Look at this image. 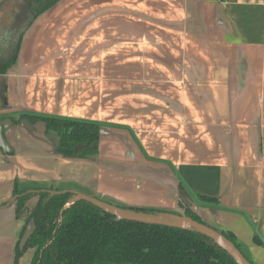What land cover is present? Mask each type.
<instances>
[{
	"label": "crops",
	"instance_id": "1",
	"mask_svg": "<svg viewBox=\"0 0 264 264\" xmlns=\"http://www.w3.org/2000/svg\"><path fill=\"white\" fill-rule=\"evenodd\" d=\"M92 1L36 17L0 76V264L23 228L14 188L181 210L179 185L264 264V0ZM22 8L0 0V39ZM28 117L98 124L96 156L62 157Z\"/></svg>",
	"mask_w": 264,
	"mask_h": 264
},
{
	"label": "trees",
	"instance_id": "2",
	"mask_svg": "<svg viewBox=\"0 0 264 264\" xmlns=\"http://www.w3.org/2000/svg\"><path fill=\"white\" fill-rule=\"evenodd\" d=\"M20 1L24 13L19 19V27L27 26L13 36L0 39V76L15 63L23 31L36 17L60 0ZM28 119L42 120L47 133L57 134L59 144L55 150L62 157L96 156L98 124L66 118ZM76 146H80L77 151ZM178 191L182 213L177 215L203 224L195 212L193 198L181 185ZM73 195L70 191L52 188H14L12 204L16 218L23 222L14 264H18L23 253L31 248H35L33 264L38 262L41 253V264H237L213 240L194 229L117 220L115 216L87 200L69 203ZM32 198L37 200L30 206ZM197 198L206 204L216 202L215 199L201 195H197ZM131 210L157 214L153 209ZM30 222L34 224V231L25 246L20 248V239ZM210 228L228 239L243 254L231 233ZM255 242L259 241L255 239ZM243 256L247 259L244 254Z\"/></svg>",
	"mask_w": 264,
	"mask_h": 264
},
{
	"label": "water",
	"instance_id": "3",
	"mask_svg": "<svg viewBox=\"0 0 264 264\" xmlns=\"http://www.w3.org/2000/svg\"><path fill=\"white\" fill-rule=\"evenodd\" d=\"M49 139L53 141L55 147L59 144V138L56 133L50 132ZM3 138L0 134V147L5 145ZM80 146H76L75 150H79ZM73 197L69 200V203H74L81 200H87L93 204L99 206L105 212L116 217L117 220H128L144 224H152L174 228H191L213 240L218 246L225 250L237 264H250V262L243 256V254L231 243L228 239L222 236L220 233L214 231L208 226L198 223L189 217L177 214H147L142 212H136L131 209L121 208L107 202L101 201L95 197H91L82 193H73ZM34 231V224L30 222L20 239L19 247L23 248L28 241L29 237ZM43 259V253L40 254L39 260L36 264H41Z\"/></svg>",
	"mask_w": 264,
	"mask_h": 264
},
{
	"label": "rangeland",
	"instance_id": "4",
	"mask_svg": "<svg viewBox=\"0 0 264 264\" xmlns=\"http://www.w3.org/2000/svg\"><path fill=\"white\" fill-rule=\"evenodd\" d=\"M61 1V0H60ZM59 1V2H60ZM58 2V3H59ZM92 2H96V0H93ZM57 3V4H58ZM56 4V5H57ZM94 5H92V7H93ZM55 7V5L52 7V8H54ZM52 8H50V9H52ZM70 8H76V9H81V8H85V5H83V3H81L80 1H74V3L73 4H70V6L68 7V9H70ZM87 8H90V6H88L87 5ZM49 10V9H48ZM146 170H148V169H146ZM148 171H150V170H148ZM154 171V170H153ZM153 173H155V171L153 172ZM54 189V188H53ZM98 199V198H97ZM36 198H32L31 200H30V202H29V205L30 206H33L34 204H35V202H36ZM99 200H101V199H99ZM104 202H107L106 200L104 201ZM155 211V213H157V214H181L182 213V210H177L176 208H174V209H167V210H154ZM200 221L201 222H203V224L204 225H206V226H210V227H212V228H215V229H217V230H221L220 228H218L215 224H213V222H210V221H208L205 217H201L200 216ZM33 255V256H32ZM34 256H35V248H31V249H27L24 253H23V255L19 258V263L18 264H33V262H34ZM32 258V259H31Z\"/></svg>",
	"mask_w": 264,
	"mask_h": 264
}]
</instances>
